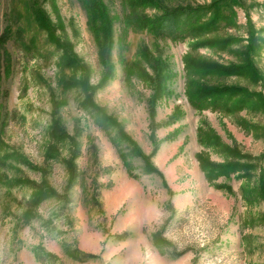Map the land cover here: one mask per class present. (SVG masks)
I'll use <instances>...</instances> for the list:
<instances>
[{
  "label": "rangeland",
  "instance_id": "rangeland-1",
  "mask_svg": "<svg viewBox=\"0 0 264 264\" xmlns=\"http://www.w3.org/2000/svg\"><path fill=\"white\" fill-rule=\"evenodd\" d=\"M86 1L111 26L107 64ZM222 12L214 32L172 40L128 26L159 12L124 0H0V264H264V0ZM216 87L246 102L192 106ZM200 161L238 171L210 181ZM38 189L55 193L35 206Z\"/></svg>",
  "mask_w": 264,
  "mask_h": 264
},
{
  "label": "trees",
  "instance_id": "trees-1",
  "mask_svg": "<svg viewBox=\"0 0 264 264\" xmlns=\"http://www.w3.org/2000/svg\"><path fill=\"white\" fill-rule=\"evenodd\" d=\"M124 1H128V3H131L135 8L150 7L157 9L159 12V14L153 18L136 19V17H133V19L128 20V26H135L137 29L146 31L147 33H150L157 38H171L172 40H181L185 38H201L211 32H214V29L217 26L216 24L224 20V17L226 16V14L223 15L222 11L225 9L228 12V9L236 3V0H213L212 4L207 7H176L170 9L164 7L159 0ZM85 3H90L89 6L86 7L91 23L96 26L95 33L101 35V37H103L104 39L105 48L103 50L104 54L102 62L103 64H107L109 59L108 55L112 47L111 26L104 16L101 4L98 5V1H86ZM208 11L211 13L210 20L207 22L200 23V20L202 19V14ZM101 17L102 21H99ZM97 21H99V23H97ZM6 42L7 41L4 40L3 37H0V49L3 48L2 46ZM65 57L66 60H62V66H64V64L69 67H71L72 65H77L76 58L73 54H71V50L66 53ZM189 66L190 65H188L187 63V70ZM201 69L205 72L204 74L207 75L211 73L222 75H244L248 71L250 72V74L255 73V71L251 68L249 64L232 67V69H230L229 71L223 69L216 70V67L214 66ZM63 84L66 88H70L71 86H80L81 88H84L85 92L87 93L85 101L83 102L84 107L90 106L95 112H101L96 108L93 103L91 92H89L90 88L87 83H83L86 84V87H83L81 81L76 82V79H74L65 80L63 81ZM241 90L242 89H236L234 87L206 88L199 90L198 93H195L193 95L191 92H188V97L190 98L192 106L199 111L208 108H223L226 111L233 110L232 108L239 109L246 102L245 97H247L248 95ZM236 96L242 97L239 103H235V106H229L228 103L224 102L227 101V99L225 98L230 97L228 99H231L232 97ZM140 155L143 159H145L146 162H148L149 158L142 155L141 153ZM200 164L201 168L206 174L207 179L210 181L212 179H215L219 174L217 170H221L220 173L224 172L225 174H228L229 172L238 171V167L234 165H225V167H217L205 161H200ZM53 193L55 192H52L49 189H38L36 195H34L33 204L35 206L40 205L44 200L48 198V196H51V194Z\"/></svg>",
  "mask_w": 264,
  "mask_h": 264
}]
</instances>
